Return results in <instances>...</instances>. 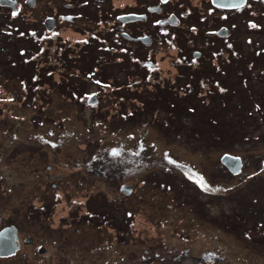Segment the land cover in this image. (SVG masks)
Instances as JSON below:
<instances>
[{
  "label": "rangeland",
  "instance_id": "374dc122",
  "mask_svg": "<svg viewBox=\"0 0 264 264\" xmlns=\"http://www.w3.org/2000/svg\"><path fill=\"white\" fill-rule=\"evenodd\" d=\"M27 1L0 4V229L36 240L0 264H264V31L239 19L236 38L198 35L210 64L186 65L185 36L107 52L82 20L45 31L68 0ZM74 34L90 41L68 68L59 39ZM97 77L110 82L97 89ZM159 84L180 87L175 109L146 101Z\"/></svg>",
  "mask_w": 264,
  "mask_h": 264
},
{
  "label": "flooded vegetation",
  "instance_id": "af4514ba",
  "mask_svg": "<svg viewBox=\"0 0 264 264\" xmlns=\"http://www.w3.org/2000/svg\"><path fill=\"white\" fill-rule=\"evenodd\" d=\"M199 1L201 2L200 6L194 5L191 0H128L126 3L123 1L122 5L118 4L119 2L121 3V0H97L95 1V5H105L109 8L104 9V6L102 9V16L93 19L87 12L88 7L92 6L93 0H68L63 3L64 7H61V3L58 2L60 4L56 7L55 12H47L43 24L44 28L47 29H45V31L54 32L59 30L61 24L64 22L81 23L83 21L91 25L88 28H91V33L94 34L95 39L100 41L104 40L106 42L103 51L107 52H110L112 47L114 48L116 42H129L132 44L133 41H137L139 43L138 45L131 46L148 48L154 45L156 40L162 43L169 40V37L172 36L177 38H183L185 36V42L193 46L191 53L184 55L186 61H183V63H186V65H188V63H193L194 58L197 59L198 63L206 61L205 58L207 56L205 51L196 41L198 35L204 36L205 40L203 45L205 42L210 44L212 42L215 44L216 38L224 41H228L232 39V37L236 38L240 25L239 19L244 20L245 26L251 31L257 30L259 34L264 31V0H245L244 3L237 6L219 5L214 0ZM27 2L32 5V9L37 8L39 5L38 0H28ZM58 3L54 0L50 2L53 7ZM25 5L26 3L22 5L21 11L25 10ZM63 8L64 11H60ZM117 9H121L122 11L117 13L116 17L110 18ZM124 15L132 17H127V19H125V17H123ZM233 15H236V17ZM48 17L55 18L56 24L52 29H49L46 25L45 20ZM101 20H104L107 24H111L106 26V23H103ZM101 23H103L102 26ZM96 25L97 27H95ZM88 28H86V30H88ZM30 35L34 37V39H37L36 34L31 33L29 36ZM87 37L86 34L66 35L63 40L67 43V51L71 52L72 49L75 51L77 45L88 46L90 40ZM56 39L58 40L59 36ZM81 49L76 50L77 54L80 55L83 53L84 55L85 50L88 51L87 48ZM150 49L151 48H149V50ZM128 50L134 52L133 49L127 48V51ZM212 51L218 53L215 49H212ZM83 55L81 57H83ZM94 67L97 66L95 65ZM86 71L88 70H85V72ZM109 82L110 81H106L99 77H97L95 81H89V83L96 86L97 89L100 88L101 85L103 86L104 83L108 84ZM81 87L86 86H77V88ZM95 97L96 96L92 95L88 99H90L92 103ZM128 185L133 187L132 184ZM0 221L2 222L4 220L1 219ZM5 226H8V223L3 225L1 229ZM17 228L20 247L13 254L0 256V258H11L23 250L25 243L35 242L36 238L22 235L19 226H17ZM38 250L47 252L48 248L45 247L43 243H39ZM24 252L26 254L28 253L27 251Z\"/></svg>",
  "mask_w": 264,
  "mask_h": 264
},
{
  "label": "water",
  "instance_id": "95a60500",
  "mask_svg": "<svg viewBox=\"0 0 264 264\" xmlns=\"http://www.w3.org/2000/svg\"><path fill=\"white\" fill-rule=\"evenodd\" d=\"M217 4L223 6H237L244 3L245 0H214ZM17 0H0L1 4H6L12 6L14 9L16 8ZM125 19L127 17H132L128 15H124ZM46 25L49 29H52L56 22L55 18L48 17L46 20ZM221 161L234 173H238L241 170L243 165V159L240 155L232 154V153H224L221 157ZM124 191L129 192L132 189V186L125 184L122 188ZM1 220V214H0ZM18 228L15 224L5 226L0 230V256H7L16 252V250L20 247L18 243Z\"/></svg>",
  "mask_w": 264,
  "mask_h": 264
},
{
  "label": "trees",
  "instance_id": "16d2710c",
  "mask_svg": "<svg viewBox=\"0 0 264 264\" xmlns=\"http://www.w3.org/2000/svg\"><path fill=\"white\" fill-rule=\"evenodd\" d=\"M11 9L14 10L12 8V6H11ZM59 40L60 41H63V44L62 45L65 47V54H64V56L66 57V62L68 63V65H66V66L68 68H70V66H71L70 63H71V60L73 58L71 59V57L67 56L69 54L68 51H67L68 50V47H66V44L67 43L62 38H60ZM77 55H79V54H77ZM82 55H83V53L80 54L79 57L78 56H75L74 61H78L81 58ZM83 57H85V54L83 55ZM205 60L206 61L204 62V65L202 67H205V66H207V65L210 64V62L208 61V58H205ZM127 63H130V64L134 65L133 62L131 63V61H128ZM92 66H93V63H89L88 68L91 69ZM134 66H135L134 68H137L138 67L137 64L134 65ZM198 71L199 70H193V71H189L188 72V77L194 83V85H195L196 88H199L201 86L200 85V82L196 80V77L199 75V72ZM66 72L68 73V75H70V73H71V71L69 69H67ZM174 86H176V85L175 84H172V85L171 84H168V85L159 84L158 87L156 88L157 90H155V94L151 95V99H150V97L147 96L146 97V101L147 102H150V100H151L152 101L151 103H156V102L163 103V104H165L168 107H172L173 106V109H175V106H177L178 102H177V100H174L173 101V97H174L175 93L178 94V90L180 89V87L175 88ZM76 89H78V91L80 90V88H76ZM180 93H181V91H180ZM191 95L196 96L193 93H188L187 95H184V96H189L190 97ZM142 98H145V97H142ZM192 102L195 103V101H193V100H192ZM191 108H192V110L195 109L194 106H192ZM133 114H136V113L133 112ZM132 116H134V115H132Z\"/></svg>",
  "mask_w": 264,
  "mask_h": 264
}]
</instances>
